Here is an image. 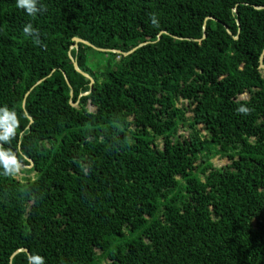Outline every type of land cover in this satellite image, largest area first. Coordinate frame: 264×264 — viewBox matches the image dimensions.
<instances>
[{
    "label": "trees",
    "instance_id": "1",
    "mask_svg": "<svg viewBox=\"0 0 264 264\" xmlns=\"http://www.w3.org/2000/svg\"><path fill=\"white\" fill-rule=\"evenodd\" d=\"M37 8L0 0V264H264V0Z\"/></svg>",
    "mask_w": 264,
    "mask_h": 264
},
{
    "label": "clouds",
    "instance_id": "2",
    "mask_svg": "<svg viewBox=\"0 0 264 264\" xmlns=\"http://www.w3.org/2000/svg\"><path fill=\"white\" fill-rule=\"evenodd\" d=\"M17 6L21 9H24L28 15H34L37 13V0H16ZM152 23L154 25L158 24V20L155 15L152 17ZM24 32L26 34H31L34 29L31 24H27L24 27ZM240 111H247L245 108H241ZM0 141H8L15 135V128L17 126L16 116L14 112H9L7 108L0 109ZM0 161L3 162V166L8 170L16 164V158L9 151L0 150ZM29 260L34 261L35 264H43V258L39 255H33L29 257Z\"/></svg>",
    "mask_w": 264,
    "mask_h": 264
},
{
    "label": "rangeland",
    "instance_id": "3",
    "mask_svg": "<svg viewBox=\"0 0 264 264\" xmlns=\"http://www.w3.org/2000/svg\"><path fill=\"white\" fill-rule=\"evenodd\" d=\"M89 55L93 58L95 54L94 51H89ZM96 59H93L90 61L91 65L93 66V70H94V73L96 75L99 76V74L101 73V71L104 70V66H105V63L107 61V56L103 55V54H97L96 56ZM248 97V94H244L242 96V98H247ZM89 108L91 110H95V108L91 105H89ZM188 131V130H187ZM186 132V130L184 131ZM187 133V132H186ZM213 162L215 165L217 166H223V165H226L227 163H229V160L227 158H223L221 156H217L213 159ZM24 169H25V166L24 165H18L16 171H17V178L21 179L23 178L26 174L24 173ZM34 174H32L33 176Z\"/></svg>",
    "mask_w": 264,
    "mask_h": 264
},
{
    "label": "water",
    "instance_id": "4",
    "mask_svg": "<svg viewBox=\"0 0 264 264\" xmlns=\"http://www.w3.org/2000/svg\"><path fill=\"white\" fill-rule=\"evenodd\" d=\"M75 41H76V43H79V42H85V43H87V44H91V43H89V42H87L86 40H83V39H81V38H75ZM115 52H119V51H115ZM74 66H75V68L79 71V72H81L82 74H84L85 76H87V77H89L90 79H91V86L93 87V84H94V82H95V80L90 76V75H88L87 73H85V72H83V71H81V69L79 68V65H78V62H76V61H74ZM264 66V65H263ZM69 82V81H68ZM70 84V83H69ZM88 93H90V92H88ZM88 93H86V94H88ZM29 94V93H28ZM27 94V95H28ZM26 101V100H25ZM18 163V162H17ZM20 164H22V163H20ZM30 264H32V261L30 260Z\"/></svg>",
    "mask_w": 264,
    "mask_h": 264
}]
</instances>
